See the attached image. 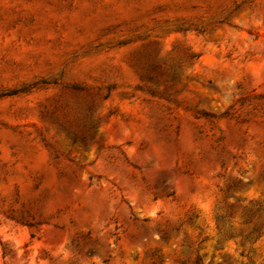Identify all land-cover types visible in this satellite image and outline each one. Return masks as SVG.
I'll use <instances>...</instances> for the list:
<instances>
[{"label": "rangeland", "instance_id": "374dc122", "mask_svg": "<svg viewBox=\"0 0 264 264\" xmlns=\"http://www.w3.org/2000/svg\"><path fill=\"white\" fill-rule=\"evenodd\" d=\"M264 264V0H0V264Z\"/></svg>", "mask_w": 264, "mask_h": 264}, {"label": "trees", "instance_id": "16d2710c", "mask_svg": "<svg viewBox=\"0 0 264 264\" xmlns=\"http://www.w3.org/2000/svg\"><path fill=\"white\" fill-rule=\"evenodd\" d=\"M196 264H200V263L198 262V260H197Z\"/></svg>", "mask_w": 264, "mask_h": 264}]
</instances>
